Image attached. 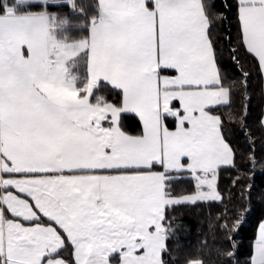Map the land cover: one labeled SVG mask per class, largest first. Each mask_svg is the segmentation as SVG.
<instances>
[{
	"label": "snow or ice",
	"instance_id": "6c2138e0",
	"mask_svg": "<svg viewBox=\"0 0 264 264\" xmlns=\"http://www.w3.org/2000/svg\"><path fill=\"white\" fill-rule=\"evenodd\" d=\"M258 174L264 0H0V264H264Z\"/></svg>",
	"mask_w": 264,
	"mask_h": 264
},
{
	"label": "trees",
	"instance_id": "16d2710c",
	"mask_svg": "<svg viewBox=\"0 0 264 264\" xmlns=\"http://www.w3.org/2000/svg\"><path fill=\"white\" fill-rule=\"evenodd\" d=\"M259 172V170H257ZM258 184H264V175H257L255 178ZM236 210L235 205L229 204L227 206L226 214L230 215ZM220 211L217 208H212L210 211L204 210L201 208H184L178 209L177 212V223H183L190 227L191 232L183 241V246L187 249L189 242L192 245V251H195V246L198 243V240L207 237L209 244L213 243V233L217 238V241L220 239V232L217 229V225L221 223V217L217 215V212ZM259 215V209L257 208L256 212L253 215L252 220L249 222V225L240 233L241 242L246 243L247 238L252 234L254 228V221L256 216Z\"/></svg>",
	"mask_w": 264,
	"mask_h": 264
}]
</instances>
